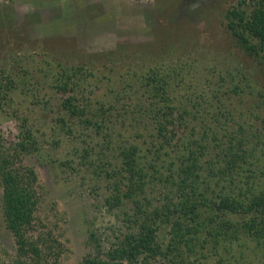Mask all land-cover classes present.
<instances>
[{"label": "trees", "instance_id": "16d2710c", "mask_svg": "<svg viewBox=\"0 0 264 264\" xmlns=\"http://www.w3.org/2000/svg\"><path fill=\"white\" fill-rule=\"evenodd\" d=\"M225 27L240 51L263 63L264 0H239L226 10ZM158 44L157 49L152 44L158 57L149 49L118 44L79 63L45 59L48 67L38 71L46 78L41 85L29 67L0 71V113L19 123L17 142L10 147L0 142L2 203L17 247L15 264H58L63 250L50 232L34 238L38 177L33 167L16 162L26 153L38 154L36 133L42 127L31 121L37 107L52 116L51 136L81 128L102 131L97 151V143L83 146V162L88 156L92 177L105 182L109 208H131L123 213L125 231L107 250L97 248L79 264H264V87L254 71L240 66L223 71L217 66L221 61L211 58L206 68L219 76L214 86L207 77L209 87L197 92L187 86L180 93L184 73L198 74L199 59L179 54L174 62L173 50ZM121 58L129 60L125 72L118 65ZM19 59L13 60L15 66ZM151 59L154 64L137 69L138 61ZM100 68L130 78L134 95L126 87L114 94L109 86L106 97L92 102L105 75ZM180 71L181 83L175 79ZM46 85L59 93L56 103ZM243 95L255 98L252 117L232 100ZM28 104L30 111L24 109ZM114 109L120 111L116 117ZM245 114L248 120L241 119ZM89 136L90 144L95 136ZM88 230L90 241L98 243L95 231Z\"/></svg>", "mask_w": 264, "mask_h": 264}, {"label": "rangeland", "instance_id": "374dc122", "mask_svg": "<svg viewBox=\"0 0 264 264\" xmlns=\"http://www.w3.org/2000/svg\"><path fill=\"white\" fill-rule=\"evenodd\" d=\"M238 1L0 0V71L29 67L33 71V80L41 85L46 78L38 71L44 65L48 67L45 59L79 63L87 60L88 56L91 57L92 53L113 50L118 44H131L129 50L140 49L147 52L149 49L152 53V44L157 49L160 47L158 43L161 46L166 43L173 50L171 55L174 62L179 54H184L181 58L184 60H192L194 57L199 59L198 74L190 72L186 76L184 73V80L187 79L185 82L181 81L183 71L175 77L180 83L183 82L180 93L187 91V86L188 91L198 89L199 92L201 87L209 85V80L211 86H214L213 81L219 76L206 68L211 58L221 61L217 62V66L223 67V71L225 68L233 70L236 66L254 71V78L264 87V60L259 64L257 59L240 51L225 27L226 10ZM147 44L148 48L145 47ZM160 52L162 54L161 50ZM164 52V56H169L166 55L165 48ZM15 58H22L16 66L13 62ZM153 60L138 61L136 67L140 69L143 63L145 67H149ZM128 61L125 62L124 58L119 60L118 65L123 72ZM173 61L171 64H174ZM50 64L53 66L54 63ZM98 66L101 67L102 63ZM99 71L101 75H105L100 89L91 96L92 102L97 103L98 97H106L109 86L114 87V94L126 87L134 95L132 86H128L133 84L130 78L120 79L118 73L108 71L107 68H100ZM42 73L44 75L47 70ZM207 77L210 79L207 80ZM195 81L197 85H194ZM45 87L49 94L54 95L50 86ZM59 97L58 93L50 99L56 103ZM232 100L236 108L248 116L252 117L257 113V109L253 107V96L246 98L243 95ZM31 107L32 104H28L24 109L30 111ZM250 107L253 108L252 112ZM4 109L9 111V108ZM36 110L38 112L31 116V121L34 126L42 127L41 132L36 133L39 137L38 154L26 153L21 155V159H16V162L33 167L38 177L39 202L34 238L38 233L50 232L62 243L63 250L57 260L58 264H79L85 255H96L97 248L101 252L107 250L115 235L125 231L123 213L131 212V208L129 204L125 208H109L105 202V196L108 195L105 182L92 177L88 156V160L83 162V146L89 149L97 143L93 148L97 151L98 143L101 144L104 137L102 131L96 134L88 128H81L74 135L61 132L51 136L52 116H46L38 107ZM112 112L116 117L120 111L114 109ZM246 114L241 119L248 120ZM9 115L3 116L0 113V142L3 147H10L18 140L19 123ZM257 122L260 123L259 120ZM90 134L95 136V141L89 144ZM52 138L60 143L55 145ZM125 138L129 139L128 135ZM76 148L79 149L77 155L74 152ZM66 160L69 165L62 164ZM2 192L0 183V264H15L17 247L14 236L6 227ZM89 228L95 231L98 243L90 241ZM97 244L100 246L97 247ZM154 264L164 262L157 261Z\"/></svg>", "mask_w": 264, "mask_h": 264}]
</instances>
